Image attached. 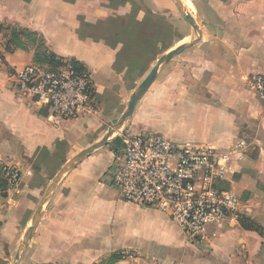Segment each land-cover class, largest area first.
I'll return each instance as SVG.
<instances>
[{"label": "crops", "instance_id": "1", "mask_svg": "<svg viewBox=\"0 0 264 264\" xmlns=\"http://www.w3.org/2000/svg\"><path fill=\"white\" fill-rule=\"evenodd\" d=\"M222 2L207 11L210 35L158 69L129 129L175 146L227 150L243 142V159L233 161L222 187L239 197V216L264 229V99L249 85L264 76V0ZM168 5L154 0L143 11L136 0H0V26L35 33L61 64H79L98 107L53 126L46 108L13 88L12 72L35 64V47L22 41L7 53L0 34V167L21 176L3 213L0 176V264H12L53 177L102 140L106 116L137 92L148 69L142 61L155 60L148 58L155 43L148 23L163 19ZM119 160L104 146L57 183L19 264H264V236L241 227L239 217L208 226L203 241L191 242L166 214L124 202L107 177Z\"/></svg>", "mask_w": 264, "mask_h": 264}, {"label": "built area", "instance_id": "2", "mask_svg": "<svg viewBox=\"0 0 264 264\" xmlns=\"http://www.w3.org/2000/svg\"><path fill=\"white\" fill-rule=\"evenodd\" d=\"M14 91L46 108L52 125L94 111V92L87 73L62 63L56 69L32 64L11 74ZM250 88L264 99V76L255 75ZM243 142L227 150L207 145H173L166 137L131 135L123 155L107 174L111 187L126 203L166 214L191 242L203 241L208 226L238 218L241 202L222 182L234 160L243 159ZM6 189L2 213L13 201L20 172L2 166Z\"/></svg>", "mask_w": 264, "mask_h": 264}, {"label": "rangeland", "instance_id": "3", "mask_svg": "<svg viewBox=\"0 0 264 264\" xmlns=\"http://www.w3.org/2000/svg\"><path fill=\"white\" fill-rule=\"evenodd\" d=\"M153 1L154 0H148V2L142 1V0H136L139 6H141L140 7L141 10L143 11H146L149 5L153 4ZM167 1L169 5H168V9L162 15L163 19H161V17L154 15V18L150 19L151 21H149L148 23V26L150 29L148 30V34L146 36L153 37L154 39L152 41L153 43L155 42L151 48L150 47L147 48L149 52L148 58L152 57L155 60L152 63H150L149 60L142 61V66L144 65L145 68L148 67V69L146 71V74L139 81L137 85L138 88L140 87L142 80L145 78L147 73L155 65L156 61L164 53H166L167 50L178 48L179 46H182L183 44H186L187 42H189V40L191 39V36H192L191 27L181 18L179 12L177 11L175 7L173 0H167ZM214 1L215 0H181L183 6L185 3H189L195 8L198 14L197 19H196L197 26L201 33V36L203 35L204 37H207L208 35H210V32H208V29L205 28L204 22L207 21L209 17V13L207 11L209 10L210 5L214 3ZM220 1H223L222 3H224V0H220ZM145 4H147L148 7ZM142 6H145L147 9ZM113 16H118V15L114 14ZM139 16H142L141 13ZM143 16H145V14H143ZM16 29L17 28L15 27L0 26V34L3 37L2 39L3 45L1 44L2 47H9L10 38L12 37V34L16 31ZM222 35H224V32L222 33ZM149 40L151 41V39ZM198 43L199 41L196 44ZM196 44H194L193 46H195ZM148 63L151 64L150 67L146 66V65H149ZM132 94H133V91L132 92L128 91V93H126V95H124L122 99H119L120 100L119 102L123 103V105L120 108L117 107L116 110L109 116H106L107 122H106V126L103 132L104 134H106L109 130L112 131L109 137V143L106 146H108L109 150L114 151L115 155L118 157H121L123 155L124 140L128 138L129 136H131V132L129 129V120L131 116L125 119L118 126H116V124L121 119L123 114H125V112L127 111V105L130 102L129 98L131 97ZM96 102L97 100L94 98V101L92 102V106L94 110L98 109ZM110 102H112L111 99L107 100V105L110 106L111 108L113 107V104ZM78 153L70 157V160L74 158ZM45 190L46 188L44 189L43 194Z\"/></svg>", "mask_w": 264, "mask_h": 264}, {"label": "water", "instance_id": "4", "mask_svg": "<svg viewBox=\"0 0 264 264\" xmlns=\"http://www.w3.org/2000/svg\"><path fill=\"white\" fill-rule=\"evenodd\" d=\"M175 7L177 11L179 12L181 18L191 27L192 29V36L189 42L186 44H183L182 46H179L178 48L169 50L168 52L164 53L155 63V65L151 68L149 73L146 75V77L143 79L140 87L138 88L137 92L134 94V96L130 99V102L127 105V111L121 119L118 121L116 126L121 124L125 119L129 118L135 108L136 103L144 96V94L148 91L153 79L155 78V75L158 71V69L163 65L166 64L168 61H170L172 58L175 56L181 54L184 50L191 48L194 44H196L200 38H201V33L198 29L197 22L195 19L187 12V10L184 8L181 0H173ZM111 130H109L105 136L102 138V140L93 146L81 151L78 153L74 158L69 160L65 166L53 177L51 180L50 184L47 186L35 212V216L33 218L31 226L27 229L25 232L23 239L18 247V250L16 252V255L13 259L12 264H19L21 255L23 253V250L27 244V241L29 240L31 234L33 233V230L36 226V224L39 222V219L41 217L42 213V205L46 202L48 197L51 195L52 191L54 190L55 186L57 183L64 177L68 172H70L74 166L85 159L87 156L92 154L95 150L102 148L106 146L109 143V137L111 135Z\"/></svg>", "mask_w": 264, "mask_h": 264}, {"label": "trees", "instance_id": "5", "mask_svg": "<svg viewBox=\"0 0 264 264\" xmlns=\"http://www.w3.org/2000/svg\"><path fill=\"white\" fill-rule=\"evenodd\" d=\"M26 41L35 47L34 53V62L35 64L45 65L50 69H56L61 65V60L58 59L55 55L50 53L44 46L42 40L37 37L35 33H31L26 29L17 28L16 31L12 34V37L9 41V47H4L5 52L9 53L12 51L13 47L23 46V42ZM0 60L2 57L0 56ZM73 67H75L78 71H82V67L76 62L72 63ZM114 152V151H113ZM1 171V167H0ZM1 187V185H0ZM241 227L247 230H253L259 233L261 236H264V229L259 225L249 220L248 218L239 216L238 218Z\"/></svg>", "mask_w": 264, "mask_h": 264}, {"label": "bare ground", "instance_id": "6", "mask_svg": "<svg viewBox=\"0 0 264 264\" xmlns=\"http://www.w3.org/2000/svg\"><path fill=\"white\" fill-rule=\"evenodd\" d=\"M184 7H185V9L187 10V12L189 13V14H191V16L195 19V21H196V19H197V12H196V10H195V8L192 6V5H190L189 3H185L184 4Z\"/></svg>", "mask_w": 264, "mask_h": 264}]
</instances>
